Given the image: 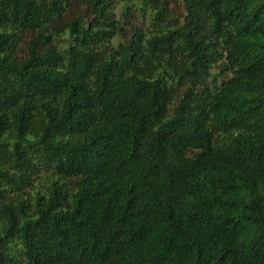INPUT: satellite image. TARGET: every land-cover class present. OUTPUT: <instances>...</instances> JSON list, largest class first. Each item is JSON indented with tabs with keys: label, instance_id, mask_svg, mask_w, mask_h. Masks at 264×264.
<instances>
[{
	"label": "trees",
	"instance_id": "obj_1",
	"mask_svg": "<svg viewBox=\"0 0 264 264\" xmlns=\"http://www.w3.org/2000/svg\"><path fill=\"white\" fill-rule=\"evenodd\" d=\"M0 264H264V0H0Z\"/></svg>",
	"mask_w": 264,
	"mask_h": 264
},
{
	"label": "rangeland",
	"instance_id": "obj_2",
	"mask_svg": "<svg viewBox=\"0 0 264 264\" xmlns=\"http://www.w3.org/2000/svg\"><path fill=\"white\" fill-rule=\"evenodd\" d=\"M131 6L130 5H126V4H119L115 10L116 12V17L119 21L120 24H123V17H124V14H126V12L128 11V9H130ZM121 41V38H118L117 36H115L113 39H112V44L114 46H116L119 42ZM160 70H164L162 67H160Z\"/></svg>",
	"mask_w": 264,
	"mask_h": 264
}]
</instances>
